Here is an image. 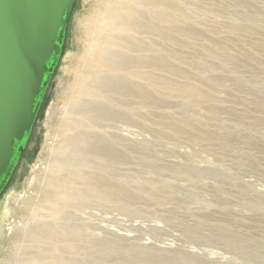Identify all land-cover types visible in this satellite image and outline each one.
Segmentation results:
<instances>
[{
    "label": "rangeland",
    "instance_id": "rangeland-1",
    "mask_svg": "<svg viewBox=\"0 0 264 264\" xmlns=\"http://www.w3.org/2000/svg\"><path fill=\"white\" fill-rule=\"evenodd\" d=\"M167 3H174L177 12L168 8L158 12L173 15L175 25H164L162 37L137 35L146 44V55H152L150 68L143 70L151 78L143 79L135 69L124 75L129 84L145 89L146 101L114 94L113 113L122 119L106 129L113 134V145L131 150L134 160L148 151L158 161L157 168L167 169L168 183L182 194L161 205L152 199L119 209L114 203L77 214L98 240L123 238L127 245L157 249L158 261L152 264H182L171 262L181 254L199 264H264V0ZM98 9L95 0L76 1L64 53L27 151L0 196V264H5L6 242L22 222L19 208L38 193L37 174H44L52 152L67 144L59 130L61 108L66 93L76 89L77 77L83 76L73 72L74 62L85 55L81 46L86 39L79 32L85 22L95 19ZM156 10L152 5L146 11ZM117 34L113 30V36ZM185 88L199 90L207 98L190 103L182 96ZM86 99L76 98L78 103ZM70 109L67 106L66 111L73 113ZM79 117L93 126L85 115ZM182 131L186 137L180 135ZM131 160L134 163L120 169V174L136 173L152 180L147 163L141 159L136 165ZM188 165L206 173L194 181L179 178L176 172ZM223 225L243 241L242 249L229 245V233H217ZM251 250L258 255L246 263L242 256ZM148 254L147 258L152 256Z\"/></svg>",
    "mask_w": 264,
    "mask_h": 264
},
{
    "label": "bare ground",
    "instance_id": "bare-ground-1",
    "mask_svg": "<svg viewBox=\"0 0 264 264\" xmlns=\"http://www.w3.org/2000/svg\"><path fill=\"white\" fill-rule=\"evenodd\" d=\"M167 1L95 0L99 5L95 19L85 22L81 32L78 31L86 39L81 46L85 55L74 60L73 72H82L83 76L77 77L76 89L66 93L61 108L63 123L59 130L66 135L67 144L52 152L46 161L47 171L36 176L37 195L19 208L22 222L5 244V264H115V260L122 264H152L158 261L160 252L157 249L127 245L123 238L98 240L94 232L86 231L92 227L77 213L114 203L119 205V209L149 203L152 199L160 204L177 199L174 195L178 193L182 194L178 187L168 183L164 177L167 169L157 168L158 161L148 151L142 153V158L134 160L136 157L132 158L131 150L126 151V146L125 150H120L113 145V134L106 129L113 126V121L122 119L121 115L113 113L114 94L146 101L145 89L140 84H129L124 75L135 69L143 79L151 78L143 70L150 68L148 62L152 55H146L149 52L146 44L137 35L146 32L161 36L164 25H175L173 15L158 12L160 8L177 12L175 2ZM152 5L157 8L156 12L146 11ZM185 15L181 17L186 19ZM116 29L118 34L113 36ZM155 61L159 63V59ZM182 96L190 103L207 98L199 90L189 88L182 91ZM77 97L87 99L78 103ZM101 97L105 101L99 100ZM67 106L73 113L66 111ZM79 115H85L93 126L89 127ZM101 128L105 130L98 131ZM180 135L185 136L183 131ZM131 159L136 161V165L142 160L143 164L147 163L146 171L152 180L148 181L142 175L135 176L136 173L131 177L128 176L130 174H120V169L134 163ZM176 173L179 178L194 181L206 172L188 165ZM140 174L144 173L140 171ZM216 231L219 235L229 233L232 237L229 245L236 251L242 249L243 241L238 235H232L225 225ZM148 253L152 255L149 258ZM255 255L258 254L251 250L242 257L248 263ZM171 262L199 264L196 258L185 254L175 256Z\"/></svg>",
    "mask_w": 264,
    "mask_h": 264
},
{
    "label": "water",
    "instance_id": "water-1",
    "mask_svg": "<svg viewBox=\"0 0 264 264\" xmlns=\"http://www.w3.org/2000/svg\"><path fill=\"white\" fill-rule=\"evenodd\" d=\"M76 1L0 0V196L63 56Z\"/></svg>",
    "mask_w": 264,
    "mask_h": 264
},
{
    "label": "flooded vegetation",
    "instance_id": "flooded-vegetation-1",
    "mask_svg": "<svg viewBox=\"0 0 264 264\" xmlns=\"http://www.w3.org/2000/svg\"><path fill=\"white\" fill-rule=\"evenodd\" d=\"M28 142H29V141H28ZM27 146H28V143L26 144V146H25V148L23 149V152H22L20 158L18 159V162H17V164H16V166H15V168H14V170H13V174H12V176H11L9 182L7 183V186L9 185L11 179L13 178L14 174L16 173L17 168H18V166L20 165L21 160H22V158H23V155H24L25 152L27 151ZM7 186H6V187H7ZM5 190H6V188L4 189V191H5ZM4 191H3V192H4Z\"/></svg>",
    "mask_w": 264,
    "mask_h": 264
},
{
    "label": "trees",
    "instance_id": "trees-1",
    "mask_svg": "<svg viewBox=\"0 0 264 264\" xmlns=\"http://www.w3.org/2000/svg\"><path fill=\"white\" fill-rule=\"evenodd\" d=\"M66 37H67V34H66ZM65 41H66V40H65ZM64 45H65V44H64ZM60 61H61V58H60L59 62L57 63V65L55 66V69H54V73H53L52 79H53V77H54V75H55L57 69L59 68ZM52 79H51V81H52ZM50 84H51V82H50ZM50 84H49V86H50ZM48 89H49V87L47 88L46 93H47ZM46 93H45V95H44V97H43L42 104H43V101H44V99H45ZM41 107H42V106H41ZM40 110H41V109H40Z\"/></svg>",
    "mask_w": 264,
    "mask_h": 264
}]
</instances>
